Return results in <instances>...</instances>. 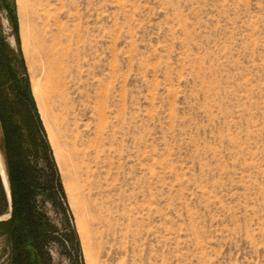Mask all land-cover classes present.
I'll return each instance as SVG.
<instances>
[{
  "label": "rangeland",
  "instance_id": "374dc122",
  "mask_svg": "<svg viewBox=\"0 0 264 264\" xmlns=\"http://www.w3.org/2000/svg\"><path fill=\"white\" fill-rule=\"evenodd\" d=\"M9 1L81 264H264V0Z\"/></svg>",
  "mask_w": 264,
  "mask_h": 264
},
{
  "label": "trees",
  "instance_id": "16d2710c",
  "mask_svg": "<svg viewBox=\"0 0 264 264\" xmlns=\"http://www.w3.org/2000/svg\"><path fill=\"white\" fill-rule=\"evenodd\" d=\"M9 0L0 7L10 8ZM0 128L6 156L12 216L0 223L12 247L10 264H55L52 243L67 237L72 264H81L72 230L63 236L43 211L50 201L63 214L65 229L71 221L59 173L31 94L22 54L11 48L0 26ZM67 240H64L63 244Z\"/></svg>",
  "mask_w": 264,
  "mask_h": 264
},
{
  "label": "bare ground",
  "instance_id": "6f19581e",
  "mask_svg": "<svg viewBox=\"0 0 264 264\" xmlns=\"http://www.w3.org/2000/svg\"><path fill=\"white\" fill-rule=\"evenodd\" d=\"M33 94H34V96L36 97V99H37V101L39 102V89H38V87H37V85L36 84H33ZM40 113L42 114V116H43V119H45V115H44V112H43V109L40 107ZM56 158H58L57 157V155H56ZM58 161V160H57ZM58 163H59V161H58ZM60 165V164H59ZM1 166H2V164H1ZM2 173H3V177L5 178V186H6V188H7V190L9 191V184H8V177H6V172H4V168H3V166H2ZM3 178V179H4ZM77 227H78V230H79V232H80V234L82 235V237H84V231H83V229H82V227H80L79 225H77ZM84 243V242H83ZM85 246V245H84ZM83 248H85V247H83ZM86 251H84V254H86L85 253ZM86 256H87V254H86ZM88 257H86V259H87ZM89 263V262H88ZM87 263V264H88Z\"/></svg>",
  "mask_w": 264,
  "mask_h": 264
},
{
  "label": "water",
  "instance_id": "95a60500",
  "mask_svg": "<svg viewBox=\"0 0 264 264\" xmlns=\"http://www.w3.org/2000/svg\"><path fill=\"white\" fill-rule=\"evenodd\" d=\"M9 31V30H8Z\"/></svg>",
  "mask_w": 264,
  "mask_h": 264
}]
</instances>
